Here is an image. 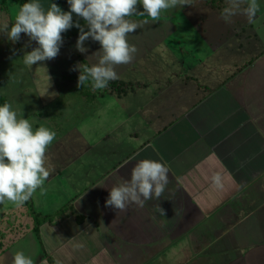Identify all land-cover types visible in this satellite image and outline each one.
Here are the masks:
<instances>
[{
  "label": "crops",
  "instance_id": "crops-1",
  "mask_svg": "<svg viewBox=\"0 0 264 264\" xmlns=\"http://www.w3.org/2000/svg\"><path fill=\"white\" fill-rule=\"evenodd\" d=\"M39 2L68 10L66 0ZM257 2L252 22L238 14L230 23L220 17L226 0H185L156 19L140 15L137 3L128 19L138 28L126 37L136 51L114 67L115 80L132 87L77 95L63 161L48 171L40 201L30 197L41 217L68 208L5 246L0 264H12L16 251L33 264H264V0ZM20 6L0 0V26ZM73 21L84 26L75 14ZM78 34L61 33L60 48L91 66L100 45L88 38L80 53ZM65 108L52 113L64 117ZM142 159L167 167L164 192L143 207H106L108 190ZM214 171L222 189L211 185ZM51 183L57 189L44 191Z\"/></svg>",
  "mask_w": 264,
  "mask_h": 264
},
{
  "label": "clouds",
  "instance_id": "clouds-1",
  "mask_svg": "<svg viewBox=\"0 0 264 264\" xmlns=\"http://www.w3.org/2000/svg\"><path fill=\"white\" fill-rule=\"evenodd\" d=\"M68 10L62 11L51 2L45 11L39 0L23 3L14 22L0 26L7 39L13 43L24 33L37 47L23 55L25 65L50 60L58 55L63 40L61 33L72 27L79 29L76 49L84 53V42L91 40L100 45L99 56L91 66L84 65L79 71L77 87L89 82L93 90L104 89L109 81L117 78L116 65L126 64L132 59L136 48L126 39L138 25L128 17L137 13L136 5H142L140 15L156 19L162 10L185 5V0H66ZM242 5H246L243 6ZM259 10L257 0H226L220 17L230 23L232 17L243 15L252 22ZM73 14L84 21V26L74 23ZM85 27L87 31H85ZM96 54V53H95ZM56 136L55 131L43 125L34 128L28 119L18 116L10 104H0V202L5 200L16 206L28 201L48 178L45 166L47 147ZM168 169L159 160L137 161L130 172V178L108 190L105 206L114 210H124L128 204L143 207L148 200L158 199L168 183ZM211 185L223 188V177L214 171ZM161 215L164 211L159 207ZM179 214V212H175ZM12 264H33V260L22 251L12 256Z\"/></svg>",
  "mask_w": 264,
  "mask_h": 264
},
{
  "label": "rangeland",
  "instance_id": "rangeland-1",
  "mask_svg": "<svg viewBox=\"0 0 264 264\" xmlns=\"http://www.w3.org/2000/svg\"><path fill=\"white\" fill-rule=\"evenodd\" d=\"M20 35V40L13 43L0 33V96L5 97L18 116L28 119L34 128L43 125L55 131L56 136L45 153V166L49 172H54L63 161L60 147L68 133L70 142L72 134L70 109L75 98L80 93L95 94L99 90H93L86 83L78 88L71 82L75 80L74 77L61 76L62 73L73 75L79 72L75 60L72 61L70 50L60 48L55 58L25 65L23 55L37 45L24 33ZM106 90L108 89L101 91ZM62 93L63 95L60 96ZM61 105L66 107L67 112L65 111L64 117L52 113ZM50 188L57 189L56 185L51 183L44 191H49ZM40 194L38 188L31 196L34 204L40 201ZM32 208L29 202H24L21 206H16L7 200L0 202V253L14 239L33 229Z\"/></svg>",
  "mask_w": 264,
  "mask_h": 264
},
{
  "label": "trees",
  "instance_id": "trees-1",
  "mask_svg": "<svg viewBox=\"0 0 264 264\" xmlns=\"http://www.w3.org/2000/svg\"><path fill=\"white\" fill-rule=\"evenodd\" d=\"M14 1H16L17 3H19V4H23V3H25V2H27V0H14ZM4 2H5V0H1V3L2 4H4ZM79 62H80V65H81V67L82 66H84V65H88V63L84 60V59H82V58H80L79 59ZM89 66V65H88ZM72 77H74L75 79H77V77H78V75L76 76V75H73ZM86 84H89L90 85V83L89 82H85ZM132 87V84H125V83H123V82H121V81H118V80H111V81H109V83H108V85H107V87H105L104 89H108V90H106V91H111V92H117L118 94H122V93H125V92H127L128 91V89H130ZM99 91L100 90H102V89H98ZM105 92V91H104ZM3 103H8V101H7V99L5 98V97H3V96H0V104H3ZM26 202H29V203H31V200L29 199L28 201H26ZM25 202V203H26ZM32 205V204H31ZM67 207V206H66ZM66 207H63V208H61L60 210H58L57 211V213L55 214V215H51V216H42L41 217V215L39 214V213H37V212H35L34 211V209L32 208L31 209V211H32V214H33V216H34V226H33V231L37 234L38 233V226L40 225V223L41 222H44V221H46V220H52L54 217H57V218H60V217H62V215H63V213L65 212V209H66ZM68 208V207H67ZM76 219H77V221L78 222H80V217L78 216V215H76Z\"/></svg>",
  "mask_w": 264,
  "mask_h": 264
}]
</instances>
